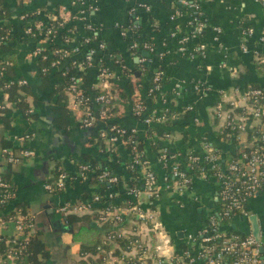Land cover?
I'll return each instance as SVG.
<instances>
[{
  "label": "crops",
  "instance_id": "0c3cea01",
  "mask_svg": "<svg viewBox=\"0 0 264 264\" xmlns=\"http://www.w3.org/2000/svg\"><path fill=\"white\" fill-rule=\"evenodd\" d=\"M72 1L0 0V8L6 13L0 19V28L4 27L11 38L10 54L13 55L12 62H8V71L0 74V80L26 86L29 90L22 94L29 108L26 114L12 109L6 95L0 93L1 108L11 109L7 124L0 119V177H7L13 189L12 199L0 209V238L3 242L12 239L17 233L10 219L18 214L26 215L33 221L32 233L38 235L50 252L49 260L43 264H122L112 251L106 252L108 259L105 262L97 252L92 256L83 254L79 243L72 238L82 228L95 229L102 237L110 232L127 235L137 230L131 207L138 206L154 211L158 226L148 237L160 257L169 260L180 252L182 244L187 242V235H194L201 226L206 211L216 202L217 192L213 185L199 180H193L189 190L181 195L165 191V171L159 152L163 148L170 153H186L187 143L192 150H200L203 141L233 152L234 139L230 146L217 139L218 126L211 109L221 90L236 97V93L251 85L264 87V74L255 58L264 54V42L259 41L264 34V0H187L186 6L181 0H84L86 7L82 14ZM192 3L197 4L196 13L200 15L199 33L194 30L197 25L193 20ZM59 17L65 29L72 30L69 44L63 42L64 30L61 28L53 44L32 38L25 32L28 25L34 28L54 26ZM87 25L95 30L94 36H87ZM246 29L252 32L247 38L243 35ZM173 32L178 36H172ZM192 34L194 37L190 36L186 45L188 54L180 53L177 37ZM84 37L90 39L86 50L82 42ZM243 41L247 53L241 51ZM143 44L149 45L152 51ZM74 46L81 48L78 54L60 59L55 68L49 64L43 72L46 68L42 67L45 60L42 50ZM90 51L93 52L91 64L80 72L82 92L109 93L110 79L117 85L125 84L127 80L139 83L143 74L137 69L143 65L149 69L144 76L145 82L151 81L159 71L163 73L158 93L149 97L145 82L139 91L146 114L164 106L162 100L178 112H186L190 106L193 108L192 116L187 120L189 125L182 132L174 131L168 141L170 145L161 148L155 147V138L145 137L149 126L133 116L132 98L114 115L118 126L135 130V134L144 139L142 159L156 174L161 187L160 196L152 205L144 198L140 168L133 165L129 148L120 142L109 144L101 136L105 131L101 120H97L91 129L80 128V115L73 105V97L62 88L66 84L63 74H68L71 63ZM103 68L111 76L102 82L99 73ZM176 85H179L178 94L175 93ZM92 108L96 113L99 111L97 105ZM194 117L199 119L198 124H193ZM25 134L32 138L24 146L33 151L34 156L9 164L2 152V140L12 143L17 150L18 139ZM95 135L102 139L103 147L91 141ZM16 150L14 154H17ZM85 155L95 161L117 165L111 172L117 182L106 183L108 189L99 196L105 201L103 205L114 206L115 213L121 215L122 221L116 225L107 224L105 228L106 224L92 219L93 213L89 212L77 216L88 215L90 221L67 225L64 215L58 212L63 205L88 202L98 196L99 190L89 186L91 173L86 180L74 182L60 193L50 194L43 189V184L50 181L58 169L76 175ZM103 205H97L95 210L102 209ZM244 212L246 215H238L228 226L242 235L251 234L248 219L251 215L256 216L264 264V190L245 205Z\"/></svg>",
  "mask_w": 264,
  "mask_h": 264
},
{
  "label": "built area",
  "instance_id": "2783aa9c",
  "mask_svg": "<svg viewBox=\"0 0 264 264\" xmlns=\"http://www.w3.org/2000/svg\"><path fill=\"white\" fill-rule=\"evenodd\" d=\"M181 3L184 6L188 4L187 0H181ZM72 4L78 10H81V14L84 13L86 7L84 0H73ZM191 7L195 11L193 20L197 25L194 30L199 33L202 24L200 15L196 13L197 4L192 3ZM60 28L64 30L63 42L69 44L73 35L72 30L65 29L64 23L59 20L54 26L39 25V27L34 28L28 25L25 32L32 38L44 39L49 44H53L58 37ZM85 30L87 36L95 35V30L90 25L85 26ZM215 31L218 32L217 29ZM251 34L250 29L243 32L246 38ZM175 35L177 34L173 32L172 36ZM190 36L194 37L193 34L177 37L180 53L188 54L186 45L190 41ZM3 40H5V37L0 36V41ZM89 41V37H84L82 42L88 44ZM259 41L260 43L264 42V34L259 37ZM143 46L152 51L149 45L143 44ZM99 47L102 48V45L100 44ZM240 48L243 53L248 52L245 41L242 42ZM42 51V57L45 60L50 59V67L55 68L60 59H65L71 54H78L80 47L74 46L71 49L55 48ZM92 55V51L88 52L81 62L73 61L70 68L77 72L83 71L91 64ZM188 56L192 57V55ZM255 58L258 59L259 63H264V54L260 55L259 58ZM5 65H8V63ZM44 71H47V69H43ZM1 73L3 72L1 71ZM162 74V72H158L152 79V87L148 89L147 93L149 97L160 91ZM63 75H65L64 81L66 83L64 91L73 97V105L80 115V128L91 129L97 120H101L105 125V131L101 133V136L109 144L120 142L129 145L132 163L140 168L142 193L146 201L152 205L151 203L159 198L161 192L158 178L148 163L142 159L143 153L136 150V141L132 140L133 136L127 137V135H134L135 130H126L112 123L114 114L110 113V101L113 96L107 92H98L97 95L92 97L84 95L79 90L80 76L68 77L66 74ZM110 76L111 74L106 69L100 70L99 78L102 82ZM178 89L179 85H176L175 93ZM236 95V97H233L224 90L217 92V101L211 109L212 118L216 121L218 129H228L235 133L236 146L233 150L235 157L225 158V155L209 141H203L200 150H187L183 154L184 156L178 153H170L167 149H161L159 152V160L162 169L165 171V177L163 178L165 191L181 195L189 190L193 180L209 183L216 188V202L206 211L203 218L204 222L201 223L195 234L187 235L186 249H181L178 254L173 255L169 260L160 257L159 251L153 249L152 239L148 237L149 232L157 230L158 226L154 211L133 206L131 211L137 221V230L134 229L133 232L127 235L110 232L107 237L105 236V239L110 242L114 239L127 238L126 249L110 250L112 253L113 251H120L118 257L122 264H263L259 252L260 241L256 240L251 234L239 235L228 231L230 228L228 224L238 215H244L245 205L264 190V90L250 87L236 93ZM164 103L165 100H162V104L165 106ZM93 105H97L99 108L97 118L92 108ZM192 110L191 106L187 107V111L192 112ZM165 113L166 109L163 113L157 109L146 114L143 103H137L132 107L133 116L142 120L148 126L161 124L165 119ZM192 122L198 124L199 119L194 117ZM125 137L127 139H124ZM171 137L172 135L166 134L164 140L169 141ZM31 138V135L25 134L18 139L17 154H14L11 149L2 150L9 164H15L20 160L34 156L33 151L24 146L25 142ZM183 158L185 162L182 161ZM93 171L94 167L90 164L80 165L76 175H70L58 169L56 175L43 184V189L50 194L60 193L72 183L86 180ZM98 179L100 182L107 184L117 182V178L108 170L102 171ZM133 193L137 194L136 191ZM12 197L13 189L11 185L0 177V208H3ZM100 200L101 197L94 196L88 202L63 205L58 208V212L64 217L67 214L80 215L89 212L95 214L96 221L100 224L116 225L120 223L122 217L120 214L115 213L114 206L106 204L103 205L102 209L95 210L97 205H101ZM10 222L14 225L17 234L12 239L5 240V245H14L21 240L22 243L27 242L34 226L31 217L18 214L12 217ZM3 224L5 223L3 222ZM18 235L20 236L18 237ZM1 241H3L2 238H0ZM22 250L8 248L0 256V264H19ZM110 251H108V254ZM96 252L102 255L101 260L103 262L108 259L105 249L97 248Z\"/></svg>",
  "mask_w": 264,
  "mask_h": 264
},
{
  "label": "trees",
  "instance_id": "16d2710c",
  "mask_svg": "<svg viewBox=\"0 0 264 264\" xmlns=\"http://www.w3.org/2000/svg\"><path fill=\"white\" fill-rule=\"evenodd\" d=\"M5 16H6V13H5L4 9L0 8V19L4 18ZM61 19H60V17L58 18L59 21H61ZM0 36L5 37V40L0 41V74H1V71L2 72L8 71V66L10 65L8 62H12L13 57H11V56H13V55L10 54L11 38L8 35V33L4 27L0 28ZM86 45H88V44L84 45L85 50L87 47ZM80 51H81V48H80ZM83 58L76 61V62H81L83 60ZM6 63H8V65H5ZM49 64H50V60H44V64L42 65V67L48 69ZM258 67L260 68L261 73L264 74V63L258 62ZM137 70L141 73V75L143 74V76H141L138 79L139 83H135L132 80H129V81L127 80V81H125L126 82L125 84H121V85L118 84L117 85V84H115V82L113 80L110 79L109 82L111 84V90L109 93L113 96L112 100L110 101V105H111L110 113L116 115L119 112L122 104L124 102H126L127 100H129L130 98L133 99V103H132L133 105H135L137 103H142V101L139 97V91L142 88L143 83L145 82L144 76L148 73L149 69L143 65H140V66H138ZM67 75H68V77L78 75L82 78V73L77 72L74 69H70L68 71ZM145 83H146L145 88L147 90L150 87H152V83H153L152 80L151 81L148 80ZM65 87H66V85L64 84V87H62L63 90ZM250 87L251 88H260V86L256 85V84L251 85ZM28 92H29V90L26 86L22 87V86H19L17 83H9V82H6L4 79L0 80V93H4L6 95L7 101L12 106L11 108L20 110L25 114L27 113V110L29 108H28V104L24 100V97L22 94H26ZM80 92L83 93L84 95L92 97L94 95H97V93L100 91H92L91 94H86V93L82 92L81 90H80ZM164 109H166V113H165L166 115H165L164 121L161 124H152L151 126L146 128V130H145V137L146 138H155L154 139L155 140V147H157V148H161L163 145H166V146L170 145L168 141L164 140V136L166 134L172 135V133L176 130H181V132H182L189 125V123L187 121L188 118L192 116V113L189 111L178 112L177 110H174L173 108L166 106V105L162 106V107H158V111H161L162 113L164 112ZM94 113H95V116L97 118L98 114L96 113V111ZM10 115H11V109L1 108V97H0V119L3 120L5 124H7V121L10 119ZM112 123L116 124L114 119H113ZM215 123H216V121H215ZM128 136H133L132 140L136 141V143H135L136 150L138 152H143L144 147H145L144 139L140 138L136 134L127 135V137ZM234 136H235V133L232 131H229L228 129H218L216 132L217 139L225 142V144L227 146H230L232 143H234V140H233ZM127 137H125L124 139H127ZM91 138H92L91 141H93L96 146L103 147V141L97 135H95ZM91 144H93V143L91 142ZM1 145H2V149H11L12 151L16 150V148L13 147L12 143H10L6 140H2ZM212 145L216 148V146L214 144H212ZM219 145L221 146V143H219ZM126 146L129 148V145H126ZM191 148L192 147L190 146L189 143H187L185 145V149L189 150ZM220 151L222 152V154L225 155V158H227V159H231V158L236 156L235 153L231 152V151H227V150L226 151L220 150ZM183 154L184 153H182L181 155H183ZM182 161L185 162V159L183 158ZM82 164H90V165H92V167H94V171L89 175V186L99 190L97 192V195L102 196V193L108 189L109 185H107L104 182H100L98 179V176L104 170H108L111 173L117 165L108 164L106 161H103V160H100V162L95 161L93 158H91L87 155L83 156ZM55 175H56V173L54 172V176ZM2 179H4V181L9 183L11 185V188H12L11 181L7 177L2 176ZM86 196L87 195L85 193L84 199L87 198ZM100 203H101V205L105 204V201L103 200L102 197H101ZM21 212H24V211L22 210ZM91 216H92V219H94V220L97 219L95 215L92 214ZM90 219H91V217L88 215L78 217L75 214H67L64 217V221L67 225H72V224H75V223H78L81 221L82 222H88V221H90ZM106 227H107V224H106L105 228ZM228 231H229V233H235V234L242 235V234L236 232L235 230H233L231 228H229ZM105 236L107 237L106 234L102 237L95 229L82 228L73 235L72 239L74 242L79 243L83 254L86 253V254H89L90 256L95 255L97 248H103L106 250V252L114 249L113 247H115V246H116L115 247L116 249H126V246L128 243L127 238L114 239L112 242H110V241H107L105 239ZM0 237H2V236H0ZM8 248H10V249L16 248L17 250L23 249L22 250L23 253L19 257V259H20L19 264H43L44 262L48 261L50 258V252L47 249H45L44 244L38 238V235L36 233H32L30 235V237L28 238L27 242L22 243V240H21V241H17L16 244H14V245L10 244L7 247L5 246L4 242L1 241L0 242V256L5 251H7ZM181 249H186V245L182 244ZM119 252L120 251H118V250L113 251L112 255L113 256H116V255L119 256ZM6 262L8 263V261H6Z\"/></svg>",
  "mask_w": 264,
  "mask_h": 264
},
{
  "label": "water",
  "instance_id": "95a60500",
  "mask_svg": "<svg viewBox=\"0 0 264 264\" xmlns=\"http://www.w3.org/2000/svg\"><path fill=\"white\" fill-rule=\"evenodd\" d=\"M262 89L264 90V87H262ZM249 224H250V232H251V235L258 241H260L259 239V228H258V224H257V218L256 216H249ZM260 254H262L263 250H262V247H260V250H259Z\"/></svg>",
  "mask_w": 264,
  "mask_h": 264
}]
</instances>
